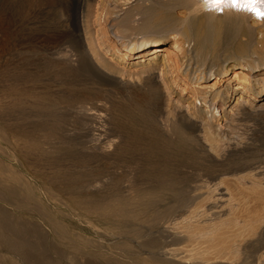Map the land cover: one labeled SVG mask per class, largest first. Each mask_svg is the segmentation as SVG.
<instances>
[{"label": "bare ground", "instance_id": "6f19581e", "mask_svg": "<svg viewBox=\"0 0 264 264\" xmlns=\"http://www.w3.org/2000/svg\"><path fill=\"white\" fill-rule=\"evenodd\" d=\"M238 2L0 0V119L17 147L93 209L146 223L167 264H264L249 251L264 230V0ZM225 19L241 26L228 39ZM109 168L135 174L107 182ZM145 183L189 195L132 201Z\"/></svg>", "mask_w": 264, "mask_h": 264}, {"label": "rangeland", "instance_id": "374dc122", "mask_svg": "<svg viewBox=\"0 0 264 264\" xmlns=\"http://www.w3.org/2000/svg\"><path fill=\"white\" fill-rule=\"evenodd\" d=\"M236 24L224 20V39L241 27ZM242 37H236L234 42ZM17 56V52L12 55ZM34 165L17 147L16 139L0 119V264H167L148 253L145 245L150 237L146 223H132L128 216L93 209L85 200L90 193L70 195L48 178L47 170ZM133 174V168H109L104 178L109 182V175L117 178ZM130 184L119 183L123 188ZM144 185L151 195L132 201L144 203L149 199L153 203L178 205L189 195L186 190L185 194L163 183ZM145 213L148 216L152 211ZM263 238L264 230L252 238L257 243L249 248L250 253L264 250ZM134 239L143 247H133Z\"/></svg>", "mask_w": 264, "mask_h": 264}, {"label": "snow or ice", "instance_id": "6c2138e0", "mask_svg": "<svg viewBox=\"0 0 264 264\" xmlns=\"http://www.w3.org/2000/svg\"><path fill=\"white\" fill-rule=\"evenodd\" d=\"M234 3H236V6H238V7H243V6H245V5L240 4V3L238 2V0H234Z\"/></svg>", "mask_w": 264, "mask_h": 264}]
</instances>
